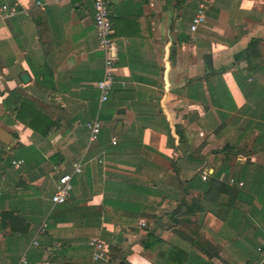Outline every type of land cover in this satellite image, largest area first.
<instances>
[{
	"label": "crops",
	"instance_id": "obj_1",
	"mask_svg": "<svg viewBox=\"0 0 264 264\" xmlns=\"http://www.w3.org/2000/svg\"><path fill=\"white\" fill-rule=\"evenodd\" d=\"M108 5L115 84L100 106L103 59L92 1L0 0V264L23 255L28 264H91L92 238L106 246L102 264H257L264 248V201L256 200L264 193L257 183L264 181V0ZM200 6L204 23L193 32ZM23 103L52 125L44 129L28 111L17 120ZM96 117L100 136L88 145L86 125ZM20 146L38 154L14 168ZM78 161L82 172L61 215L51 198ZM226 166L238 175L244 169L240 199L250 206L224 221L209 212L173 215L181 183ZM200 196L191 189L186 199ZM151 231L162 242L146 250Z\"/></svg>",
	"mask_w": 264,
	"mask_h": 264
},
{
	"label": "built area",
	"instance_id": "obj_2",
	"mask_svg": "<svg viewBox=\"0 0 264 264\" xmlns=\"http://www.w3.org/2000/svg\"><path fill=\"white\" fill-rule=\"evenodd\" d=\"M94 9V28L99 41V48L103 59V74L102 79L97 83L96 87L99 91L98 102L102 106L106 103L113 91L115 84V45L112 31V23L110 19V11L108 0H91ZM1 12L4 17H7L11 12L7 5L1 7ZM204 23L203 7L200 6L197 14L192 20L190 25L191 31H196ZM88 130L87 142L91 145L97 142L100 132L101 124L99 119L96 117L91 122L86 125ZM111 143L116 144V140L112 139ZM24 164L23 160H12L11 165L14 168H19ZM82 172V162L78 161L72 165V170L70 173L61 175L56 183L55 192L51 198L52 204L54 206L62 205L68 200L70 193L72 191V179L73 176L78 175ZM209 174L207 171H203L201 178L206 180ZM230 184H234L235 181L230 179ZM238 186H242L239 183ZM47 229V224H43L39 232L44 233ZM34 246H38L37 242L33 243ZM88 245L92 248L91 264H99L101 261H105L107 258L106 246L99 239L92 238L88 242ZM261 253L264 260V250L262 248L257 249ZM17 264H28L25 255L21 256Z\"/></svg>",
	"mask_w": 264,
	"mask_h": 264
},
{
	"label": "trees",
	"instance_id": "obj_3",
	"mask_svg": "<svg viewBox=\"0 0 264 264\" xmlns=\"http://www.w3.org/2000/svg\"><path fill=\"white\" fill-rule=\"evenodd\" d=\"M256 43L257 41H252L248 49H251V47L255 46ZM24 111L34 113L38 117H41L38 118V124L42 123L44 129L52 125V122L45 120L36 108L26 103L21 104L18 112H16L17 120L20 119L21 114H23ZM41 134L42 136H46L45 131H43ZM20 149L22 150V153H24L23 155H20L23 162H27L29 158H34L38 154L37 150H35L33 147L24 148L20 146ZM233 153L229 154L228 157L233 156L232 155ZM7 162H10V157L7 158ZM222 168L223 169H221V171L218 172V174L216 173L213 175H209L208 178L204 181H202L201 178L202 170H198L197 173L191 179L185 181L184 183H181L183 196L179 200V205L177 206V209L173 211V215L192 216L194 214H199V213L202 214L209 212L214 214V216L219 220L224 221L228 217L231 211L235 209H239L244 205L250 206L251 205L250 203L246 204L242 202L240 199V193L243 189L246 188V184H247L242 180L244 169H242L239 172L240 175L239 176L236 172H230L227 166ZM221 172L223 174L222 178L219 177ZM230 179L234 180L235 183L230 184L229 183ZM239 183H242L241 187L238 186ZM257 183L259 184L258 186H260V188L264 187V181H260ZM191 189L197 190L198 193L201 195L200 198L191 199L190 201H188L186 199V195L188 193V190ZM256 200L257 202L262 204L264 201V193L258 196ZM57 210H59L61 215H64V212L61 211H66L65 203L62 205H57ZM12 230L14 231L15 229ZM161 242L162 241L158 239V237H156L154 233L151 231L147 233L142 244L144 249L148 250V249H152L157 243H161ZM171 249L177 251L178 253H180V255H183V251H181L180 249L176 247H172ZM262 249L264 250V248ZM103 262L104 261H101L99 264H102ZM257 264H264L262 255Z\"/></svg>",
	"mask_w": 264,
	"mask_h": 264
},
{
	"label": "water",
	"instance_id": "obj_4",
	"mask_svg": "<svg viewBox=\"0 0 264 264\" xmlns=\"http://www.w3.org/2000/svg\"><path fill=\"white\" fill-rule=\"evenodd\" d=\"M22 79L26 82V81H28V78L24 75L23 77H22Z\"/></svg>",
	"mask_w": 264,
	"mask_h": 264
}]
</instances>
